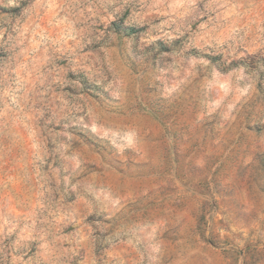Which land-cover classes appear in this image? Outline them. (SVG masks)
<instances>
[{
  "label": "rangeland",
  "instance_id": "rangeland-1",
  "mask_svg": "<svg viewBox=\"0 0 264 264\" xmlns=\"http://www.w3.org/2000/svg\"><path fill=\"white\" fill-rule=\"evenodd\" d=\"M0 264H264V0H0Z\"/></svg>",
  "mask_w": 264,
  "mask_h": 264
}]
</instances>
